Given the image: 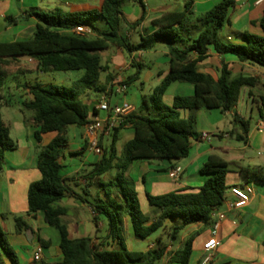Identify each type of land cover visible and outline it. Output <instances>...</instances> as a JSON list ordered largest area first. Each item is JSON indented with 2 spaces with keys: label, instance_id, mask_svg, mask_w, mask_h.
Segmentation results:
<instances>
[{
  "label": "crops",
  "instance_id": "1",
  "mask_svg": "<svg viewBox=\"0 0 264 264\" xmlns=\"http://www.w3.org/2000/svg\"><path fill=\"white\" fill-rule=\"evenodd\" d=\"M101 1L51 0L50 3L53 8L46 10L40 6L39 0H0V41L13 42L31 39L37 25L36 18L29 15V11L33 9L46 10L47 12L60 9L67 13L98 8ZM140 1L141 3L126 2L122 5V11L129 23H135L142 19L140 24L135 26L123 23L127 26L124 36L134 44H137L142 36L159 29L152 25L153 20L166 13L184 11L188 2L192 3V10L195 15H201L222 0ZM137 6L141 7L143 11L140 12ZM10 16L15 17L18 21L8 20L7 18ZM263 17L264 3L259 4L258 0H236V5L230 11L227 23L220 33L223 40L221 38L220 40L224 43L244 44L245 42L240 35L245 32L264 37V28L261 25ZM84 26L90 28L87 24ZM93 31V37H97V31ZM159 44L151 51L129 53V59L126 57L128 52L116 46L111 47L115 48L113 53L108 52L111 48L104 51L101 54L102 64L108 70L104 72V77L102 73L98 84H107V89L104 92L84 90L80 99L88 105L94 106L100 96L107 94L112 105L131 106V113L158 114V111L154 110L153 105L149 103L144 88H141V93L136 95L130 94L129 90L134 83L140 82L141 85L150 83L148 93L151 96L154 89L162 83L170 72L168 47L166 44L164 46ZM104 54H107L105 59ZM223 59L229 64L233 75L241 74L258 79L259 76H254L250 71L252 69L264 71L257 65L242 63L232 55L223 58L214 52H210L209 57L200 63L198 71L218 77ZM112 64L116 66L117 73L115 74L110 71ZM132 67H137L139 72L136 75L125 76L124 71L130 70ZM4 69L8 72L5 76L0 77V117L10 128V136L13 141L15 132L16 148L5 152L6 162L3 169L0 170V225L7 234L8 241L20 264H58L63 260L59 231L48 226L41 213L36 216L28 215L29 187L42 177L37 167L39 146L47 145L57 134L44 135L42 143L39 144L35 139L36 126L33 122V114L27 117L23 107L25 101L33 99L32 88L54 84L53 79L46 77L45 74L51 72L40 71L38 60L31 57L25 56L12 60ZM143 72H145L144 76H142ZM258 80L259 85L264 86V75L260 76ZM121 83L127 84L128 90L123 94H117L116 89ZM179 83H173L168 88L164 96L166 105L171 106L176 96H192L194 94L192 85L190 89L188 87L184 90L182 88L186 87H177L181 93H184L182 95L178 92L169 95L171 88L178 86L176 84ZM257 86H246L241 91L244 90V102L255 104L258 112L264 90L258 89ZM22 89H25V92H22ZM22 95L25 96L22 97ZM144 99L148 102L146 107L144 106ZM16 108H19L23 114V121L13 120L14 109ZM213 110L201 109L196 112L197 135L192 139L191 151L187 158L173 162L136 160L126 171V178L134 183L136 190L143 187L142 191H137L138 198L145 196L148 202V194L158 196L170 192L191 191L202 187L207 177L201 174L200 169L209 156L217 155L228 164L226 198L229 201L233 200L230 193L232 187L250 185L254 189L250 202L242 209H231L226 204L222 206L220 210L226 213V219L221 222L217 233L218 245L210 252L206 251L204 246L212 238L214 220L210 224H186L184 218H169L162 228L163 235L154 242L149 237L146 239L137 238L132 219L130 215H127L122 227L125 245L129 250L145 252L149 249L166 247V254L160 261H163L164 264H171L175 253L182 245L189 239H193V250L189 264H204L205 257L208 256L213 257L210 264H264V180H258L250 174L251 171L257 170L264 173V119L259 116L254 125L249 122L250 128L247 132L234 122L231 128L221 130L217 120L213 119ZM232 110L227 113H232ZM218 111L223 114L220 110ZM184 114L188 116L189 113L185 112ZM99 116L104 118L105 114L99 113ZM236 116L247 120L237 112ZM71 130L73 133L70 136ZM203 133H209L210 138L208 140L201 139ZM237 136L242 137L243 140L236 139ZM89 137L90 134L86 127L70 126L68 129V144L63 149L60 161L63 165L62 175L67 180L72 193H67L60 202L55 204V207L66 211L61 219L68 227L71 239L91 238L93 243L101 245L102 249H118L117 241L108 238L110 235L109 228L106 233L103 232L105 224L100 223V215L95 213L93 209L95 205L109 204L111 199H117L118 192L117 190L107 192L104 187L107 182L103 181V175L97 177L92 175L94 167L100 162L101 157L90 152ZM133 138L132 126L123 127L118 133V140L115 145L116 152H118L117 144L119 142H122L126 147ZM175 167H181L182 174L179 179L172 180L169 172ZM117 172L118 170L112 173L109 183L114 181ZM79 187L84 188L83 194L78 191ZM148 206L150 224L156 219L158 213L155 207L150 206V204ZM16 217H24L31 225V230L17 233L16 228H14L10 231L8 226L11 221L15 222ZM51 228L57 230L59 237ZM175 239L180 240L177 248L173 244ZM194 249L195 253L193 252ZM0 252V264H12L9 256L1 248ZM36 254H40V261L35 260Z\"/></svg>",
  "mask_w": 264,
  "mask_h": 264
},
{
  "label": "trees",
  "instance_id": "2",
  "mask_svg": "<svg viewBox=\"0 0 264 264\" xmlns=\"http://www.w3.org/2000/svg\"><path fill=\"white\" fill-rule=\"evenodd\" d=\"M126 2L141 3L140 0H102L98 8L63 12L56 9L51 12L33 9L31 17L36 18L34 36L29 40L13 42L0 41V77L7 74L4 67L19 57H31L38 60L39 70L48 72L83 71V76L75 81L72 87L50 84L32 88L33 99L23 103L27 111L33 113L36 126L35 139L41 144L43 136L57 135L45 146H39L37 167L41 179L30 185L28 190L29 216L41 213L48 226L56 228L61 236L60 249L63 260L58 264H156L166 254V247L148 251H131L125 245L123 215H130L137 238L146 239L164 227L169 218H184L186 224H210L214 211L221 209L226 199L228 164L217 155H211L200 169L207 179L202 187L191 191L170 192L153 196L148 194L150 206L155 207L158 216L149 224V217L140 209L138 193L134 183L126 178V171L136 160H167L170 162L187 158L191 151L192 139L197 135L196 112L201 109H218L227 113L238 104L243 87H256V77L233 75L229 64L223 59L218 77L198 71L200 63L214 52L221 57L232 55L242 63H250L264 69V37L242 33L244 44L224 43L220 33L227 23L230 11L236 0H222L209 11L195 15L192 3L186 4L182 12H171L152 21L159 29L142 36L137 44L132 43L122 34V24L139 25L141 20L129 23L122 11ZM103 18L107 31L97 32V37L76 34L77 27L86 25L94 18ZM8 20L17 22L15 17ZM177 25V26H176ZM264 28V17L261 20ZM94 30V29H93ZM164 42L170 57V72L150 96L156 115L130 113L121 126L113 133L110 150L104 149L99 163L92 175L102 176L112 169L117 175L105 188L116 187L118 198L111 199L109 204L93 207L98 215L104 213L109 217L111 238L117 241L118 249H102L93 243L91 238L71 239L68 227L62 222L64 209L55 207L67 193H72L63 177V165L60 161L63 149L68 144L70 126L85 127L90 124V117L97 113L80 99V89L104 92L107 84L98 82L108 68L103 66L101 54L112 46L119 47L132 54L147 52ZM193 85L192 96H176L171 106L163 102L168 88L173 83ZM144 99V106H147ZM188 112V116H185ZM259 116L264 119V96L258 107ZM247 132L248 120L236 116L233 121ZM131 125L134 138L125 147V160H118L115 145L119 131ZM236 139L243 140L237 136ZM16 148L10 136V128L0 117V170L6 162L5 152ZM116 160L119 162L116 163ZM250 174L258 180H264L261 170ZM109 192L108 190H106ZM81 199V198H80ZM82 200V199H81ZM124 210L123 212L120 210ZM17 233L31 230V225L24 217L15 218ZM44 243V241H42ZM0 248L6 253L12 264H20L11 247L7 234L0 225ZM193 250V239H189L175 253L173 262L189 264ZM1 256V252H0Z\"/></svg>",
  "mask_w": 264,
  "mask_h": 264
},
{
  "label": "rangeland",
  "instance_id": "3",
  "mask_svg": "<svg viewBox=\"0 0 264 264\" xmlns=\"http://www.w3.org/2000/svg\"><path fill=\"white\" fill-rule=\"evenodd\" d=\"M51 0H39L40 2V6L44 7V9L48 10V9H51L52 10V4L50 3ZM139 8V11L142 12L143 9L139 6H137ZM45 10V11H46ZM87 25L90 27V28H93L94 30H96L97 32H102V31H107L108 30V25L106 23V21L99 17V18H94L92 20H90ZM122 34L125 35V32H126V27L125 24L122 25ZM90 38H93V36H89ZM220 38L221 40H223V37H222V34H220ZM164 42H161L159 45L161 46H164ZM113 51H115V48H111L108 52L110 53H113ZM104 59L106 58V55L107 54H104ZM129 56L130 54L129 53H126V57H128L129 59ZM102 57V56H101ZM106 64V62H105ZM110 71L112 73H117V70H116V66L115 64H112L111 65V68H110ZM139 72L138 68L137 67H132L130 70H127V71H124V75L125 76H130V75H136L137 73ZM83 71H68V72H51V73H48V74H45L46 77H52L53 79V83L55 85H58V86H66V87H72L73 84L75 83V81H77L78 79H80L82 76H83ZM250 73L254 74V76H263L264 75V71H259V70H254L252 69L250 71ZM35 75V73H33ZM33 75V76H34ZM145 75V72L142 73V76ZM103 77H104V72H103ZM258 77V79H259ZM178 86H173V88H171L170 92H169V95H171L172 93H177L178 94H184V93H181L177 87H186V88H182L183 90L184 89H190L192 87L191 84H188V83H179V84H176ZM141 88H144V91L146 92V94L148 95L147 99L149 101V103H151L150 101V95L148 93V90L150 88V83H146L145 85H141L140 82H137V83H134L133 85H131V88L129 90L130 94H140L141 93ZM257 88L259 89H262L264 90V86L262 85H258ZM22 92H25V89H22L21 90ZM79 92H83L82 89L79 90ZM94 92V91H92ZM185 92V91H184ZM243 92L244 90H242L240 92V97H239V101H238V104L237 106L232 110V113H223L221 114L218 110H213L212 111V115H213V119L217 120L218 124H219V127L221 128V130H224L226 128L229 129L231 128L234 124H233V119L235 118V114L236 112L238 114H241L243 117H245L250 123L251 125H254L255 124V121L257 120V118L259 117L258 115V112H257V107L256 105L254 104H251V102L249 103H245L244 100H243ZM25 95H22V97H24ZM26 102V101H25ZM163 102L165 103L164 101V98H163ZM166 104V103H165ZM4 112V111H3ZM24 114L28 117V115H32L33 113L31 111H27L24 109ZM13 120L14 121H23L24 120V116L23 114L20 112L19 108H16L14 109V115H13ZM82 129V128H80ZM84 131V130H83ZM72 130L70 131V136L72 135ZM14 141H16V135H15V132H14ZM112 141H113V136L111 137H108L104 140V146L106 149L110 150L111 148V144H112ZM117 158L118 160L122 161V160H125V147L123 145L122 142H119L117 144ZM118 160H116V163L119 162ZM114 171H117L115 169H112L110 170L109 172H107L106 174L103 175V181L104 182H107L109 183L110 182V176L112 175V173H114ZM109 188V191L112 190L113 192L115 190L118 191V189L116 187L114 188H111V187H108ZM108 188H106V190H108ZM136 189V188H135ZM83 190L84 188L83 187H79L78 188V191L83 194ZM143 190V187L137 189L136 191L140 192ZM93 202V201H91ZM139 202H140V209L141 211L146 214L147 216H150V213H149V209H148V202H147V199L145 198V196H140L139 197ZM94 204V203H93ZM122 212L124 210L120 209ZM127 213H124L123 215V224L122 226L124 225V219L127 217ZM100 220L101 222L100 223H104L105 224V228L103 230L104 233H106V230L109 228V217L102 213L100 214ZM16 228L15 227V222L14 221H11L9 226H8V229L11 231L12 229ZM52 231H54L55 233H57V236L59 237V234L57 232L56 229L54 228H51ZM163 235V229H160L158 231H156L155 233H153L151 236H149V239L151 241H154L156 242V240L161 237ZM182 237V236H180ZM180 240L179 239H175L173 240V244L175 246V248H177L179 246V243ZM142 243H145V242H142ZM185 244V243H184ZM195 245V244H194ZM195 253V249L193 251ZM198 254H200V252H198ZM197 254V255H198ZM195 255V254H194ZM206 258V257H205ZM156 264H164L163 261H158ZM171 264H180V263H177V262H173ZM191 264H194V263H191ZM210 264V263H209Z\"/></svg>",
  "mask_w": 264,
  "mask_h": 264
},
{
  "label": "built area",
  "instance_id": "4",
  "mask_svg": "<svg viewBox=\"0 0 264 264\" xmlns=\"http://www.w3.org/2000/svg\"><path fill=\"white\" fill-rule=\"evenodd\" d=\"M258 3H264V0H258ZM73 32L76 34H85L93 36L94 31L92 28L86 26H79ZM128 90V86L125 83L118 85L116 89L117 94H123ZM95 108L97 110L96 114H93L90 118V124L85 126L90 134L89 137V150L93 154L102 157L104 154V139L113 136V133L117 128L121 126L124 119L131 113V106H119L112 105L108 100V95L104 94L99 97ZM99 113H104L105 117L102 118L99 116ZM210 138L209 133H203L201 139L208 140ZM182 174L181 167H175L169 172V176L172 180H177ZM230 193L233 196V200H228L227 198L224 201V204L228 205L231 209H242L248 205L250 199L254 193L252 186L247 185L244 187H232ZM213 218V232L212 238L205 244L204 248L206 251H212L217 245V233L222 221L226 219V213L220 209L216 210L212 214ZM35 260L40 261V254L35 255ZM213 261L212 256H208L204 260V264H209Z\"/></svg>",
  "mask_w": 264,
  "mask_h": 264
}]
</instances>
